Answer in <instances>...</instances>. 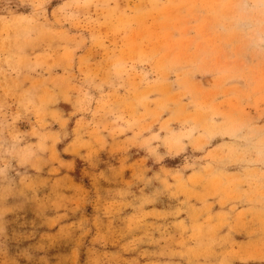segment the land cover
Listing matches in <instances>:
<instances>
[{"label": "rangeland", "instance_id": "obj_1", "mask_svg": "<svg viewBox=\"0 0 264 264\" xmlns=\"http://www.w3.org/2000/svg\"><path fill=\"white\" fill-rule=\"evenodd\" d=\"M0 264H264V0H0Z\"/></svg>", "mask_w": 264, "mask_h": 264}]
</instances>
